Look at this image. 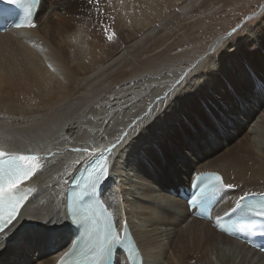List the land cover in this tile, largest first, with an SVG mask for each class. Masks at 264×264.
Returning a JSON list of instances; mask_svg holds the SVG:
<instances>
[{
	"label": "bare ground",
	"instance_id": "obj_1",
	"mask_svg": "<svg viewBox=\"0 0 264 264\" xmlns=\"http://www.w3.org/2000/svg\"><path fill=\"white\" fill-rule=\"evenodd\" d=\"M208 1L40 0L34 28L0 34V149L51 156L45 157L46 167L21 184L32 191L14 233L0 235V264H56L60 260L74 235L64 221L60 202L70 177L91 155L103 153L131 121L143 116L157 96L169 91L216 44L218 38L193 58L186 50L171 53L178 35L162 33L167 29L161 32L169 19L203 9ZM57 12L60 14L54 19ZM253 14L261 17L260 24L235 42L230 37L226 41L230 48H219L213 54L228 79L208 66L212 55L188 74L165 103L153 107L152 115L109 157L110 174L101 197L119 219V231L128 230L136 243L141 264H192V259L193 264H217L218 260L222 264H264L262 253L191 217L185 201L168 192L178 183H189L193 172L217 171L225 183L236 185L222 194L217 214L230 209L242 191H264V89L259 96V91H252L253 80L246 77L249 70L235 56V51H241L258 76L264 77V0ZM106 32L114 33L115 39L109 41ZM252 33L257 38L248 40ZM117 43L120 48L114 47ZM200 75L218 88L225 104L238 107L237 97L248 95L253 108H241L247 127L235 116L231 132L217 127V120L228 121L209 99L195 94L197 86L202 89ZM230 80L237 84V92L222 88L223 82L226 89L230 87ZM70 121L78 124L70 135L63 126L58 130L60 123ZM201 132L199 140L196 133ZM129 147L132 157H140L136 167L143 165L134 181L128 174L122 175L123 161L114 163V153L121 159ZM74 148L90 151L75 152ZM192 148H201V152L193 151L196 161L208 157L197 164L187 159L181 162L178 153L184 152L188 158ZM176 160L179 165L173 164ZM51 234L57 238L54 247L42 253L49 245L42 246V242ZM125 256L121 248L111 258L115 264H129Z\"/></svg>",
	"mask_w": 264,
	"mask_h": 264
},
{
	"label": "snow or ice",
	"instance_id": "obj_2",
	"mask_svg": "<svg viewBox=\"0 0 264 264\" xmlns=\"http://www.w3.org/2000/svg\"><path fill=\"white\" fill-rule=\"evenodd\" d=\"M4 0H0L3 3ZM92 2V0H90ZM8 4L20 5L25 17L27 27H35L31 22V0H7ZM14 11V9L0 8V12ZM250 19V17H248ZM18 27L21 25H17ZM240 25L232 28L224 35L218 37L216 44L210 51L205 52L195 63L191 64L175 81L169 91L163 96H157L156 102L150 105L143 116H137L122 130L121 134L111 142L109 146L97 158L91 160L79 175L71 178V194L68 197V216L73 224H76L86 237L83 246L74 244L69 251L63 253L58 264H115L110 259L114 250L123 248L127 252L128 259L136 264L135 257L138 251L115 227L112 221V213L98 198L97 192L110 174L109 157L136 131L139 124L145 118L152 115L153 107L165 103L169 96L177 90V87L185 80L190 72L202 65L209 57L225 46L226 41L240 28ZM107 34V32H106ZM107 39L112 41L115 34H107ZM51 67V65H49ZM72 151L88 153V148H74ZM40 157L36 155L12 154L0 149V235L13 234L21 208L25 205L31 194V189H21L24 181L32 178L39 170ZM197 191L192 197L193 205L199 204L206 198H213L225 189H234L233 183H225L223 176L217 173H209L201 177V183L196 186ZM241 217H255L259 220V228L264 232V193H252L242 191L234 200V207L229 210ZM126 223V222H125ZM257 229L255 220L237 225V230H247L251 235ZM70 257H76L70 259Z\"/></svg>",
	"mask_w": 264,
	"mask_h": 264
},
{
	"label": "rangeland",
	"instance_id": "obj_3",
	"mask_svg": "<svg viewBox=\"0 0 264 264\" xmlns=\"http://www.w3.org/2000/svg\"><path fill=\"white\" fill-rule=\"evenodd\" d=\"M261 1L262 0H209L207 5L203 9L199 8L198 11H195L189 15L187 12L180 13L179 18L169 19L165 26H161L162 27L161 32L163 31V29H165V30L167 29V31L162 32V33L175 32L178 35V40L176 41L177 43H175V45L172 47V49L170 51L171 53H182L183 54L184 52L189 51L191 57L198 58L199 55H201L210 46V44L213 43V41L216 38L224 35L226 32L230 31L232 28L236 27L237 25H240L241 27L232 36V42H235V40L237 38L246 35L247 34L246 32L248 31L249 28L251 29L252 27L260 24L261 17H258V18L253 17L255 14V13L253 14V12L260 5ZM47 12H50V9ZM51 13H52V11L50 12V14ZM59 14L60 13L57 12L55 15H52V17L55 19L57 17V15H59ZM248 15H249V17H252V18L248 19L247 18ZM171 23L173 25H171ZM187 24H190V25L188 26ZM168 26H169V28H168ZM179 28H180V30H179ZM169 30H171V31H169ZM256 38H257V36L255 37L254 34L252 33V34H250V39H248V40H252V39L255 40ZM170 41H173V39H170ZM170 41H168V42H170ZM229 46L230 45L227 44V42H226L225 47L220 48L218 51H227L230 48ZM114 47L120 48V43H117ZM177 51H179V52H177ZM181 51H183V52H181ZM235 56H236L237 60H239V61L241 60L243 62L242 66H245L249 70L248 73L246 74V77H248V79H250V80H253V83L255 84V85H253V83H252V85H251V88H253L252 91L254 90L255 93H258V91H259L258 96L261 95L260 92H262V89H264V77L261 75L258 76V72L254 70V67H252L251 65H249V63L247 61H245L244 57L242 56L241 51H235ZM208 66L211 67L213 72L218 73V75L222 76L223 78H226L225 71H223L221 69V66L217 63L214 55L212 57V60L208 64ZM226 79H228V78H226ZM228 82L229 81H226V83H228ZM198 84L201 85L202 89H200V86H197L198 90H197V92H195V94H199V95L209 99V102L213 106H215L214 108H216V112L222 117V119L224 118L226 121H228V123H225V122L223 123L222 120H217V122H218L217 127L219 129H221V128L224 129V127H225V130H228L229 132H231V126L233 125L232 122L234 121V123H235V120H232V119H234L233 118L234 116L236 118L240 119L239 121L242 120L241 123L243 124V126L247 127V123L243 117V113H242V109H241L244 105H245L246 109L253 108L252 105L248 104L249 98H248L247 94L242 95V96L239 95L237 97L238 98V104H239L237 107V106H234L233 104H229V103L225 104L227 101L224 100L223 97L219 98L220 96L217 93L218 88L214 87L212 84H209L204 76H202V75L199 76V83ZM221 86L225 91L228 90L230 92H237V89H238L237 84H235L233 81L230 82V85H229L230 87H228L227 89H226L227 86L224 85V82L221 84ZM210 91H212V92H210ZM262 97H264V96H262ZM241 99H243V100H241ZM214 100L219 104L217 105V103H215V102L212 103ZM239 101H240V103H239ZM202 102L206 105L204 100H202ZM172 104L177 109V106L173 101H172ZM219 105L223 106L224 108L223 109L219 108ZM227 105L228 106L230 105V107H228ZM237 110H238V112H237ZM216 112H214V114L212 115L213 119L215 118ZM187 113H190V112L187 111ZM253 115L255 116L254 113H253ZM181 116H184V114H181ZM230 121H231V125H229ZM159 122L160 121H158L157 123H159ZM12 123H15V121ZM17 123H19V121H17ZM17 123H15V125H17ZM64 123L65 122L60 123L58 125V130H59V127L63 126L64 131L67 130L66 132H68L69 135L71 134L70 133L71 131L76 130V127L78 125L77 123H75L73 121L67 122V123H65V125H64ZM189 123H192V122L190 121ZM244 123H245V125H244ZM253 123L254 122H252V124ZM164 132H166V131H164ZM203 134H204V132L203 133L201 132V134L196 133V136L200 140L202 137L201 135H203ZM218 141L219 140H217V142ZM153 142L156 145V140H153ZM146 143H147V141H146ZM21 144L25 145L26 143H21ZM147 144L150 145V142H148ZM225 146H228L227 143H225ZM157 147H159V146H157ZM144 152H143L144 155L146 153H149L146 150ZM47 153L48 152L43 153L41 157H43V155L45 156V154H47ZM127 153H126L125 157H123L121 159H117V152H115L114 153V163L117 164L116 161L118 163L123 161L124 162L123 163L124 170L122 171V175L124 173H126L129 175V177H128L129 180L134 181L136 175L142 174L143 165H139L138 167H136L137 161L140 157L139 158L132 157L134 155V152L130 147L127 150ZM178 155L179 156H177V157L178 158L180 157L179 159L182 158L181 162H183V160L186 157V154L184 152H181V155H180V153H178ZM187 155H188V153H187ZM47 156H48V154L45 157L47 158ZM45 157L40 158V160H39V164L41 165L42 169L44 166L46 167ZM129 157L131 159H128ZM48 158H51V156L49 155ZM177 162H178V160H176V162L174 161L173 164H176ZM149 203L151 204L152 202H149ZM43 245L44 244H42V246ZM221 255H223V254H221ZM212 257L215 258V253L212 254ZM194 261L195 260L192 259L191 263L193 264ZM217 264H222V263L220 260H218ZM228 264H237V261H230Z\"/></svg>",
	"mask_w": 264,
	"mask_h": 264
},
{
	"label": "flooded vegetation",
	"instance_id": "obj_4",
	"mask_svg": "<svg viewBox=\"0 0 264 264\" xmlns=\"http://www.w3.org/2000/svg\"><path fill=\"white\" fill-rule=\"evenodd\" d=\"M209 140H211V138H209ZM206 142H204V144H205ZM203 144V145H204ZM194 150H197V151H199V152H201V148H192L191 149V154H190V156L188 157V158H186L185 157V159H187L188 161H190L191 163H193V164H197V163H201V162H203L208 156H205V155H203L204 156V159L202 160V161H196L195 159H193V151ZM210 156V155H209ZM177 165H179V162H178V164ZM172 166H176V165H172ZM202 169H204L203 167H201ZM169 198V197H168ZM170 199V198H169ZM231 203H233V202H231Z\"/></svg>",
	"mask_w": 264,
	"mask_h": 264
}]
</instances>
